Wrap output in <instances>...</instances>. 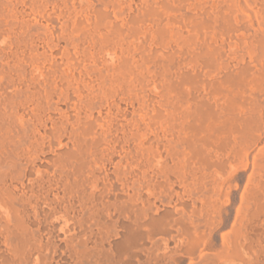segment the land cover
I'll use <instances>...</instances> for the list:
<instances>
[{
	"label": "bare ground",
	"instance_id": "1",
	"mask_svg": "<svg viewBox=\"0 0 264 264\" xmlns=\"http://www.w3.org/2000/svg\"><path fill=\"white\" fill-rule=\"evenodd\" d=\"M11 2L0 264H264V0Z\"/></svg>",
	"mask_w": 264,
	"mask_h": 264
},
{
	"label": "rangeland",
	"instance_id": "2",
	"mask_svg": "<svg viewBox=\"0 0 264 264\" xmlns=\"http://www.w3.org/2000/svg\"><path fill=\"white\" fill-rule=\"evenodd\" d=\"M10 1H12L11 3H14V2L16 3V4L14 3L13 5L11 4V7L14 8V9H15L16 6H18V8L21 7L23 3H24L23 5L25 6V8H27V7L29 6V5H27V4H29V3H28L29 0H25L26 2H25L24 0H22V1H24V2H22L21 0H15V1H14V0H10ZM19 1H20V2H19ZM17 2H19V3H21V4H19V3H17ZM30 4H31V3H30ZM32 4H33V3H32ZM32 4H31V5H32ZM15 5H16V6H15ZM31 5H30V6H31ZM33 5H34V4H33ZM26 6H27V7H26ZM30 6H29L28 8H30ZM11 7H8V9L10 10ZM34 7H35V5H34ZM34 7L32 6L31 9L33 10ZM5 8H6V7H5ZM16 8H17V7H16ZM28 8L25 9V11L28 10ZM14 9H13V10H14ZM31 9H29V10H31ZM35 9H36V7H35ZM35 9H34V11H35ZM13 10H12V11H13ZM12 11H11V13H12ZM34 11H32V12H33V16H34L35 14H37V13H35ZM36 11H37V9H36ZM13 12H18V9H17V11H13ZM26 12H30L29 15L32 14L31 11H26ZM34 13H35V14H34ZM8 16H10V15H8ZM13 16H14V14H13ZM31 16H32V15H31ZM10 17L13 18L12 15H11ZM16 17H17V16H14V18H13L14 21H13V20L11 21V18H9V17H8L9 20H6V19H8V18H5V20H4V19H3L4 16L0 17V20L3 19L2 22H4L5 24L8 23V24L10 25L12 22L14 23L16 19L18 20V18H16ZM15 18H16V19H15ZM17 20H16V22H17ZM10 21H11V23H10ZM14 28H16L15 25H14L13 29H14Z\"/></svg>",
	"mask_w": 264,
	"mask_h": 264
}]
</instances>
